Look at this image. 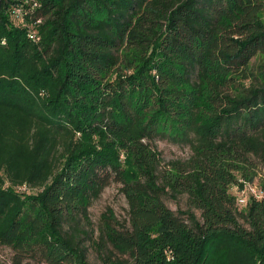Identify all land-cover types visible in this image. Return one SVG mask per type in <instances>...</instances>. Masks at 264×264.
I'll return each instance as SVG.
<instances>
[{
	"label": "trees",
	"instance_id": "trees-1",
	"mask_svg": "<svg viewBox=\"0 0 264 264\" xmlns=\"http://www.w3.org/2000/svg\"><path fill=\"white\" fill-rule=\"evenodd\" d=\"M156 140L191 155L166 161ZM259 165L264 0H0L12 264H91L87 241L101 264H264V177L242 208L231 191ZM112 182L127 216L104 212L95 236ZM182 194L187 209L165 201Z\"/></svg>",
	"mask_w": 264,
	"mask_h": 264
},
{
	"label": "rangeland",
	"instance_id": "rangeland-1",
	"mask_svg": "<svg viewBox=\"0 0 264 264\" xmlns=\"http://www.w3.org/2000/svg\"><path fill=\"white\" fill-rule=\"evenodd\" d=\"M154 146L162 153L163 158L166 161L181 159L185 160L190 157L191 149L187 145L177 144L170 140H156L154 141ZM125 156H122L124 159ZM264 177V166L259 165L257 169V174L253 181H247L242 176H239V180L243 183L242 186L235 185L232 187L231 191L234 194H237L238 187H255L260 189V179ZM121 183L112 182L107 186L102 192L101 196L92 202L89 207V216L91 223L89 225H83L85 230H88L90 233L95 231V236L98 235V224L101 219V216L104 212L112 210L119 219H124L127 216L128 202L124 195L121 192ZM25 191L28 193H34L36 189L27 188ZM166 203L173 208L174 210L187 209V194H182L177 198L170 197L167 195L165 198ZM198 214L200 211L196 210ZM89 238V237H87ZM88 246V259L91 264H101V260L98 256L96 250L89 245V241L86 242ZM12 255L13 252L11 248L0 245V264H12Z\"/></svg>",
	"mask_w": 264,
	"mask_h": 264
},
{
	"label": "built area",
	"instance_id": "built-area-1",
	"mask_svg": "<svg viewBox=\"0 0 264 264\" xmlns=\"http://www.w3.org/2000/svg\"><path fill=\"white\" fill-rule=\"evenodd\" d=\"M17 13L18 14L22 13V10L21 9H17ZM30 35L33 38L39 39V36L37 35L36 32H34V30L31 32ZM22 189L26 190L27 186H23ZM237 190H238L237 194H235V195H236V198H237V204L241 208L244 207L247 204V202H248V200H249V198L251 196H255L257 198H261L262 195H263L262 188L256 189L255 187H252V186L243 187V188L238 187Z\"/></svg>",
	"mask_w": 264,
	"mask_h": 264
}]
</instances>
